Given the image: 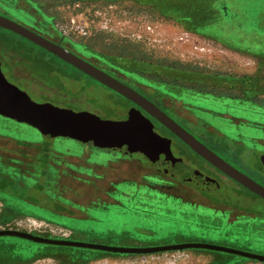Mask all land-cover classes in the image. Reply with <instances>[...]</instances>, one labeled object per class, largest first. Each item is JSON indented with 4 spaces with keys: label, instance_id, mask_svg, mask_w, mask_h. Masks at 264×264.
<instances>
[{
    "label": "rangeland",
    "instance_id": "374dc122",
    "mask_svg": "<svg viewBox=\"0 0 264 264\" xmlns=\"http://www.w3.org/2000/svg\"><path fill=\"white\" fill-rule=\"evenodd\" d=\"M166 1L168 0L155 1L163 16L180 23L200 41L206 37L230 48L229 50L224 47L222 49L220 46L219 50L214 49L211 54L212 59L206 57L205 62L212 66L213 71H224L240 77L246 75H254V77L226 80L211 76L199 77L193 73H178L158 67L148 68L142 64L134 65L131 59L123 57L119 51L107 52L104 45L108 41L103 39L95 42L84 41V44L72 43V45L85 58H100L108 64L121 67L136 66L147 73L160 75L167 79L188 80V83L198 81L200 85L217 87L223 91L231 90L236 96L242 97L244 91H247L250 95H257V98L263 101L264 0H193L194 2L186 5L171 4L172 2L166 4ZM28 2L31 13L26 10L27 4L23 0H16L14 4L20 5L16 8H6L0 4L6 11L5 13L0 8V14L10 15L16 21L26 25L40 23L52 34L61 36L55 23L56 18L35 1ZM218 11L221 13L218 14ZM14 42H23L29 47L32 46L18 35L0 29V58L5 62L4 74L11 83L26 91L35 102L52 103L81 113L86 118H93L88 114L90 113L103 119H118L116 115L118 106L122 104L116 100L115 96L97 83L91 86L82 72L50 54L47 55L55 60L61 72L44 73L48 75L46 80L39 75L40 70L34 69L31 62L27 60L18 59L10 72L6 62L10 55L8 47ZM37 51L47 56L44 51L40 49ZM69 76L77 79H67ZM185 94L187 92H183L182 95L179 92H173L175 98L167 93L171 99L174 97V101L181 108L191 109L192 105L187 104L188 101L184 102L187 97ZM178 99H184V101H178ZM191 103L197 106L192 107L195 116L205 118L223 135L244 143L248 152L246 151L240 159L248 172L255 175V178L264 185V165L260 158V155L264 153V107L259 108V106L238 101L223 103L217 99L198 95ZM224 105L227 106L226 109ZM198 106L224 113L225 117L233 120V125L227 120L209 116V111L206 112L207 110H202ZM234 114L239 116L236 118ZM241 119L248 123L242 122ZM0 134L3 141L37 142L43 140L42 135L35 128L1 115ZM213 137L218 138V136ZM57 139L55 146L77 153V157H71L66 153L61 156L65 161L74 164V167H68V174H62L60 179L62 190L76 203L73 206L76 216L58 215L40 210L36 206H30L26 201L9 199L0 194V230H20L55 239L65 236L71 237L70 240L76 242L125 248L205 243L264 256V233H252L248 236L237 229L238 226L226 228L225 220L221 215L178 202L176 198L170 196V192L152 190L144 183L140 192L130 191L132 186L130 184L117 186L118 189L122 187L129 194L134 192V196L127 201L122 200L126 208H108L105 202H110L112 199L107 195V192L113 190L112 181L130 179L140 183L142 178L125 173L130 163L118 158V155L103 151L109 149L98 148L93 143L85 145L69 138ZM219 139L221 142L226 140L222 136ZM212 141L214 142L213 139ZM61 152H63L62 149ZM149 180L159 184V182ZM241 189L255 198L249 204L251 211L260 213L264 217V200L252 195L245 188L241 187ZM226 193L233 203H249L246 199H239L231 190H226ZM67 206L71 204L68 202ZM216 227H224V229L216 230ZM0 244H6V247L14 253L0 247V264H264L237 255L205 249L186 250L190 256L183 254L184 251L134 255L38 244L16 237H1ZM41 249L46 250L42 253L43 256L33 259L32 257L37 253L35 251ZM179 252L183 256L174 258L175 255L178 257ZM29 255L30 258L26 257Z\"/></svg>",
    "mask_w": 264,
    "mask_h": 264
},
{
    "label": "water",
    "instance_id": "95a60500",
    "mask_svg": "<svg viewBox=\"0 0 264 264\" xmlns=\"http://www.w3.org/2000/svg\"><path fill=\"white\" fill-rule=\"evenodd\" d=\"M0 28L30 41L99 84L138 105L200 157L264 200L263 185L232 166L152 101L127 84L67 48L2 14H0ZM88 114L93 118H86L81 113L52 103L35 102L26 91L7 79L0 62V115L31 126L48 139L69 138L85 145L93 143L98 148L109 149L131 156L153 166L163 174H170L184 181H192L197 185L203 186L214 181L195 168L185 164L183 159L175 157L172 152V139L157 133L153 122L140 111L132 110L129 119L121 121L102 120L97 115ZM261 161L264 165V155L261 157ZM1 237H16L38 244L92 249L117 254H157L205 249L233 254L264 263V256L262 255L205 243L125 248L81 243L70 239L48 238L12 229L0 230Z\"/></svg>",
    "mask_w": 264,
    "mask_h": 264
},
{
    "label": "flooded vegetation",
    "instance_id": "af4514ba",
    "mask_svg": "<svg viewBox=\"0 0 264 264\" xmlns=\"http://www.w3.org/2000/svg\"><path fill=\"white\" fill-rule=\"evenodd\" d=\"M16 0H0V4L3 7H11L16 8L20 5H15ZM0 6L3 12L6 13L4 8ZM30 12V11H29ZM31 13V12H30ZM6 17H9L16 21L12 16L2 14ZM18 22V21H17ZM20 23V22H19ZM22 24V23H21ZM33 31L43 35L44 37L54 41L55 43L67 48L71 52L81 56L86 59L93 65L101 68L107 73L111 74L121 82L127 84L147 99L152 101L156 106H158L161 110H163L166 114L172 117L176 122L182 125L185 129L191 132L194 136H196L199 140H201L206 146L216 152L219 156H221L224 160L230 163L232 166L257 181L259 184L260 181L255 178V175L248 172L247 168L243 165V161L240 159L243 154L233 148L237 145L244 146V143L238 140H223L220 144L217 145V142H214L210 139L213 136L216 137L215 129L212 127L210 123L204 121V119L200 116H195L192 112L194 109L191 106V109L181 108L171 97L166 94L160 93L159 88L143 81L138 77H134L128 74L125 69L119 65L108 64L100 58H85L83 57L72 45V43H83L81 42H72L68 39L63 38L62 36H57L52 34L46 27L42 26L40 23H35L32 25L23 24ZM84 44V43H83ZM89 47V46H88ZM8 60L6 62V66L13 69L15 62H18V58L13 56L11 52H9ZM50 61H55L48 55L46 56ZM22 60H27L31 62L30 58L23 57ZM0 62L2 64V70L4 69L5 62L0 58ZM4 72V70H3ZM57 72V71H56ZM81 72V71H80ZM84 77H87V82L93 84H99L92 78L86 76L83 73ZM71 77V76H70ZM74 78V77H72ZM75 79H77L75 77ZM101 87L107 89L113 96L116 97V100L120 101L122 105L118 106L117 117L115 119L117 121L128 120L130 117V112L132 110L140 111L146 117H148L153 124L155 125V131L162 135L163 137H167L172 139V152L175 157L183 159L184 163L195 168L200 171L203 175L214 180L212 183L208 185H197L192 181H184L170 174H163L159 172L153 166L141 162L131 156L124 155L118 152H112L109 150H103L106 153H111L118 155V158L125 159L130 163V167L125 173H130V175L135 177L142 178V184H140L137 180L131 181L130 179L120 180L117 182H111V186H113V190L107 192V195L112 198L110 202H105L110 207H119L126 208L124 201L128 199H132L134 196V192L141 191V187L143 183L146 184L147 188L157 189L160 191L170 192V196L176 198L178 202H184L196 208H202L203 210H209L211 213H215L216 215H221L225 220L226 228L229 227H237L240 231L244 233V235H250L252 233H264V217L260 213H256L251 211L249 204L254 201V197L248 195L243 192V187L241 184L236 182L234 179L223 173L221 170L213 166L208 161L204 160L197 153H195L190 147H188L185 143L180 141L171 131H169L166 127L161 125L158 121H156L152 116L146 113L142 108L138 105L134 104L130 100L124 98L120 94L115 91L99 84ZM60 86V85H59ZM46 103V102H44ZM2 116V115H1ZM102 120H111V119H103ZM114 120V119H113ZM38 131V130H37ZM39 132V131H38ZM40 133V132H39ZM40 135H42L40 133ZM43 140L37 142L31 141H3V137L0 134V171L13 169L19 173L25 174L29 179L34 178L33 176L36 174V170L43 171L45 176H49L51 163L46 160H42V158L51 154L50 144L51 140L44 137ZM225 139V138H223ZM230 153V154H229ZM264 155L262 153L260 158ZM100 166V165H99ZM58 168L64 169V173L68 174V166H59ZM84 168V167H83ZM94 169H92L93 171ZM83 171V170H82ZM154 180L159 182L156 184L154 182H150V180ZM132 185L130 187V191H134L133 194H129L125 192L122 187L120 189L117 186H126ZM129 185V186H130ZM263 185V184H261ZM264 186V185H263ZM45 189H50V184L46 185ZM246 189V188H245ZM226 190H231L234 194L237 195L239 199L247 200L249 203L243 204L242 202L233 203L229 199V196L226 193ZM248 190V189H246ZM225 191V193H223ZM249 191V190H248ZM252 195H255L251 191H249ZM259 197V196H258ZM124 200V201H122ZM101 201V198H99ZM30 206H34L33 204L28 203ZM81 206V204H77ZM39 209H44V207L37 206ZM137 210V209H135ZM224 227H216V230Z\"/></svg>",
    "mask_w": 264,
    "mask_h": 264
},
{
    "label": "trees",
    "instance_id": "16d2710c",
    "mask_svg": "<svg viewBox=\"0 0 264 264\" xmlns=\"http://www.w3.org/2000/svg\"><path fill=\"white\" fill-rule=\"evenodd\" d=\"M28 1L30 2L35 1L45 11H48L49 10L48 8H50L52 11L54 10V14L58 6L67 5V4L75 3V2L128 4L133 9H136L139 12L147 13L154 19L173 23L177 25L179 28L190 32L189 30L184 29L182 25L180 23H177L175 20L169 19L163 16L160 13L158 6L155 4L156 3L155 1L157 0H136V1L23 0L25 4L27 3L29 4ZM169 2H172L171 4L180 3L182 5H186L194 1L193 0H179L177 2L176 0H168L165 3L169 4ZM28 4L26 7V10L31 12V7ZM219 13L221 12L218 11V14ZM106 36L109 38L108 35ZM107 37L99 35L95 39L106 40L105 38ZM22 39L32 44V46L29 47L23 42H14L9 45L10 47H8L9 48L8 52H11V54H13V56H15L18 59H23V57L30 58L31 65L34 67V69L40 70L38 71L39 75L44 77L45 80L48 77V75H44V73H52L55 71L61 72L60 67H58V65L55 62L50 61L45 55H42L37 50L40 49L41 51H44V54L46 55L47 54L52 55L51 53L47 52L46 50L38 47L37 45L31 43L30 41L24 38ZM203 39L219 44L210 38L204 37ZM118 42H122L123 44H116V43L109 44V45L106 44L104 45L105 46L104 49L107 52L108 51L109 52L119 51L120 55L131 59L130 61H132V64L134 65L142 64L144 66H147L148 68L158 67V68L173 70L178 73L179 72L193 73V74L198 75L199 77L211 76L212 78H217V79L225 78L226 80L240 79V78L247 79V78L254 77V75H249V76L246 75L244 77H240L238 75H233V74H230L224 71H213L211 69L200 66L199 64H196L193 62H185L179 59H172L169 57L160 56L155 53H151L142 44L129 43L125 41H118ZM52 56L55 57L56 59H59L54 55ZM60 61L64 62L62 60ZM123 67L128 74L134 77H138L142 79L143 81L148 82L158 87L159 88L158 91L160 93H163V94L168 93L169 95L174 96L173 92H177V93L179 92L180 95H182L183 92H187V94H185V96H187L185 101L184 99L183 100L178 99V101H184V102L188 101L186 103L191 104L192 107H197L196 105L191 103L193 101V98H195L196 95L202 96L205 98L210 97L213 99H217L218 101H222L223 103L230 102V101H235V102L238 101L243 104H251V105L253 104L254 106H259V108L264 107V100L262 101V99L257 98V95H254V96L250 95L247 91H244V95L241 97V96L233 95L231 90L223 91V90L217 89V87L200 85L198 81H189L188 83V80H181V79L177 80V79H172V78L167 79V78H163L160 75H152L150 73L145 72L142 69L136 68V66L132 68L129 66L128 67L123 66ZM68 78L75 79L70 76L67 77V79ZM49 80L51 81V78H49ZM201 84H205V83L201 82ZM224 106H225L224 109H226L227 106L226 105ZM199 108H201L202 110H207L206 112L209 111L208 112L209 116L214 117V118H219L220 120H227L230 122L231 125H233L232 124L233 120L225 117L224 113L219 112L217 110H211L209 108H204V107H199ZM237 116L239 115L234 114V117L237 118ZM241 120H243L242 122H245L244 119H241ZM204 121L206 122V124L208 123L205 118H204ZM245 123H248V122H245ZM215 133L218 134L216 135L218 136V138L210 137V139L215 140L218 146H221L220 144L221 139H219V137L221 136L225 138L226 140H233L227 137L226 135H223V133L219 130L215 129ZM57 140L58 139H51V144H50L51 154L47 155L45 158L44 157L42 158V160L43 159L46 161L49 160V162L51 163L50 173L48 177L45 176L43 171H39L38 169L36 170V174L33 176L34 178L32 179H29L25 174L14 171L13 169L1 170L0 171V194L4 195L6 198H9V199H14L18 201H26L27 203L33 204L36 207L38 205L41 207H44V209H40V210L50 211L58 215L74 217L76 216L75 214L76 210L73 208V206H75L76 203L73 202L70 198H68L65 192L62 190L60 186V179H61L62 174H64V169H60L58 167L68 166V167L73 168L74 164H72L70 161H65L64 158H62L61 156L65 155L64 153H66L67 155H70L71 157H77V153L73 152L70 149H64V148L55 146L54 144H56ZM233 148H236L242 154H244L247 151L246 147L239 146V145ZM243 148H245L246 150H244ZM61 149L63 150V152H61ZM45 182H46V185L50 184V189H45ZM67 201L69 202V204H71V206H67V203H68ZM0 247L14 254L11 250H9L10 249L9 247H6V244H0ZM35 252L37 253L32 258L38 259L39 257L43 256L42 253L46 252V250L41 249L40 251H35ZM17 256L23 258V256H20V255H17ZM26 257L30 258V255Z\"/></svg>",
    "mask_w": 264,
    "mask_h": 264
},
{
    "label": "built area",
    "instance_id": "2783aa9c",
    "mask_svg": "<svg viewBox=\"0 0 264 264\" xmlns=\"http://www.w3.org/2000/svg\"><path fill=\"white\" fill-rule=\"evenodd\" d=\"M55 18L61 36L72 42L108 35L109 39L142 44L151 53L211 70L206 57L212 59L214 49L221 46L206 39L200 41L177 25L154 19L128 4L75 2L58 6Z\"/></svg>",
    "mask_w": 264,
    "mask_h": 264
},
{
    "label": "crops",
    "instance_id": "0c3cea01",
    "mask_svg": "<svg viewBox=\"0 0 264 264\" xmlns=\"http://www.w3.org/2000/svg\"><path fill=\"white\" fill-rule=\"evenodd\" d=\"M49 10L48 11H46L47 13H49L51 16H54L55 17V14H54V10L52 11L50 8H48ZM102 36H105V37H107L106 35H102ZM106 39V41H108V42H106V44L107 45H109V44H114V43H116V44H123L122 42H118V41H115V40H112V39H109L108 37L107 38H105ZM99 40V39H98ZM109 40H111L110 42H109ZM90 42H95V41H97V39H91V40H89ZM105 44V45H106ZM125 44V43H124ZM126 45H128V44H126ZM145 183V182H144ZM144 185V184H143ZM71 238V237H70ZM69 237H65V236H61V237H59V239H70ZM185 253V255L186 254H188L189 256H190V254L188 253V251H184L183 252V254ZM178 255V258H180V256H183L180 252L177 254ZM175 257H177L176 255H175Z\"/></svg>",
    "mask_w": 264,
    "mask_h": 264
}]
</instances>
